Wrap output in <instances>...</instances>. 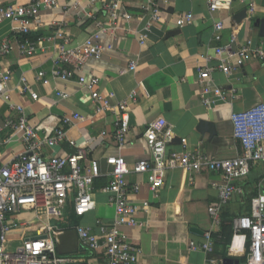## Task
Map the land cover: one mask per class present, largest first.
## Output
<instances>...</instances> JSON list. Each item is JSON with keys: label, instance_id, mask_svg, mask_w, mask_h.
<instances>
[{"label": "crops", "instance_id": "obj_1", "mask_svg": "<svg viewBox=\"0 0 264 264\" xmlns=\"http://www.w3.org/2000/svg\"><path fill=\"white\" fill-rule=\"evenodd\" d=\"M143 0H123L128 19L118 23L114 35L102 34L100 44L103 53L99 61L89 60L79 70L71 71L68 81H61L50 76L57 56L58 41L47 42L42 50L29 58L20 57L14 50L8 57L0 60V68L11 73L9 103L0 98V127L7 118L14 119L15 112L10 104L20 105L30 125H42L51 129L57 119L70 114H78L81 119L74 121L67 134L76 144L90 150V157L99 162L103 175L92 186L95 201L93 210L80 218L69 212L63 233L74 232V226L92 228L96 232L94 221L101 219L110 222L113 209L107 203V195L101 188L107 184L108 167L104 158L110 155L122 156L128 165L148 157L143 132L151 124L163 119L171 127L175 139L167 144L166 151H181L179 139H186V150H198L216 160L235 158L242 151L237 140L232 137L230 115L246 111L256 105L264 106V60L249 58L244 65L229 76L217 70L211 73L214 85L224 91L233 89L235 97L231 100L213 102L206 106L202 103L197 83V70L215 68L218 61L213 58V24L223 23L220 35L222 43H227L232 32L236 35L235 46L251 40L254 47L264 50V0H233L228 12L210 14L207 0H153L159 7L162 22L153 25L147 40L139 44L138 33L147 18L139 9ZM3 3H26L27 0H2ZM252 5V13H248ZM245 10V16L237 21L235 15ZM190 13L192 21L181 28L174 25L175 16ZM89 15L102 20L103 10L100 4L89 5L83 0H59L55 9L42 13L45 25L51 21H64L73 47L82 44L94 32ZM46 28L33 33L31 40L38 35H48ZM15 28L8 22L0 24V41L14 37ZM135 60L133 72L122 73ZM42 71L45 77L36 79ZM89 80L98 79L96 89L103 95L112 94L110 105L127 99L136 92L135 102L129 104V132L127 142L118 148L113 141L116 118L110 111L95 113L90 94L77 83L78 77ZM24 77L29 87L37 94L33 101L27 95L18 93L17 84ZM44 79H46L45 83ZM139 84L144 89L139 87ZM58 93L67 94L62 99ZM212 123L215 135L197 132L199 122ZM106 135L98 138L100 133ZM9 131L0 133L2 141ZM43 133H40L42 136ZM24 150L19 134L16 133L7 144H2L0 162H10ZM74 152L66 142L51 149L44 148L42 154L48 156L67 155ZM191 179V180H190ZM218 173L203 169L198 174H190L182 169L168 170L163 186L153 193L149 189L148 175H128L129 186L137 183L139 192L132 197L138 211L135 216L137 225L125 230L129 242L139 247L142 255L137 264H210L208 258L227 264H240L244 251L239 246L231 245L219 227H213L208 207L217 204V191L211 187L212 181H220ZM242 188V195H235L221 208L219 219L230 224V219L246 215L249 212V199L258 193L264 194V164L254 163L248 177L237 183ZM28 213L19 214L18 221L31 220ZM217 231V234L215 232ZM27 230L16 231L12 235L17 239ZM211 232L213 252L207 256L199 251L189 250V243L201 244L204 234ZM62 233V234H63ZM61 234V235H62ZM77 251L65 255L69 262L85 264H105V260L84 247L77 245ZM73 237L66 239L65 247L71 245ZM222 245L223 251H217Z\"/></svg>", "mask_w": 264, "mask_h": 264}, {"label": "built area", "instance_id": "obj_2", "mask_svg": "<svg viewBox=\"0 0 264 264\" xmlns=\"http://www.w3.org/2000/svg\"><path fill=\"white\" fill-rule=\"evenodd\" d=\"M59 0H27L26 3H3L0 0V24L8 22L14 26L18 38L0 41V60L8 57L14 50L20 57H32L38 50L44 48L45 43L58 41L55 66L50 76L68 81L72 74L66 69H81L87 61H99L103 46L100 36H113L118 23L128 19L123 0H83L87 6L100 4L103 10L102 20L89 15L94 32L79 46L70 45L64 21L43 23L42 13L55 9ZM71 2L72 0H66ZM233 0H207L210 14L228 12ZM147 18L145 27L138 33V41L143 45L154 24L162 22L159 7L153 0H143L139 8ZM252 13V5L248 10ZM190 13L175 16L174 25L181 28L192 21ZM46 28L48 35H38L30 39L33 33ZM223 23L213 24V40L218 44L214 47L213 58L218 61L215 68H201L197 70V83L200 87L199 95L204 105L209 106L213 100L226 101L235 97L234 90L224 91L214 85L211 73L215 70L229 76L240 69L249 59L264 60V50L254 47L251 40L235 46L236 35L232 32L227 43H222L220 35ZM136 68L135 60L122 69V73L133 72ZM39 81L45 77L42 71L36 74ZM10 71L0 68V98L9 103L10 95L7 86L11 81ZM46 79H44L45 83ZM77 83L86 88L90 94L95 113L112 112L116 118V128L113 134L114 144L120 148L127 142L129 132V104L135 102L136 92L132 91L127 99L110 105L112 94L103 95L96 87L98 79L91 77L86 80L80 76ZM18 93L37 101V94L29 87L24 77L17 84ZM141 89H144L139 84ZM58 97L65 99L67 94L58 93ZM15 112V118H7L0 127V133L9 131L2 141L7 144L14 134L18 133L24 150L10 162H0V264H64L69 263L66 256L59 255L56 245L63 233V226L67 224L69 215L80 218L89 214L95 207L92 186L103 173L99 162L90 157V150L76 144L68 136L67 131L74 121L80 120L78 114H70L57 119L51 129L42 125H30L20 105L10 104ZM232 137L238 141L241 155L230 159L216 160L202 154L198 150H186L187 140L179 139L182 150L166 151L168 143L175 139V135L163 119L151 123L143 132L147 158L139 159L128 165L120 155H110L104 158L108 167L105 174L108 181L101 188L107 195V203L113 209L110 222L96 219V232L92 228L80 225L74 226L77 245L99 254L105 264H137L142 255L139 247L129 242L125 230L137 225V207L132 197L139 190V184L131 186L127 183L128 175H148L149 189L156 193L164 182L168 170L182 169L190 174H198L203 169L218 173L220 181H212L211 187L217 191V204L211 205L207 213L212 226L219 227L221 208L227 205L235 195H242L243 191L238 182L245 180L254 163L264 164V106L259 104L246 111L230 115ZM43 133L40 136V133ZM104 132L98 138L104 137ZM66 142L74 152L60 156H44V148L51 149ZM1 155V151H0ZM191 180V179H190ZM69 212L71 214H69ZM32 215L31 220L18 221L19 214ZM231 245L239 246L244 251V259L240 264H264V194L258 193L249 200V212L246 215L231 220ZM27 230L17 239L12 235L16 231ZM217 234V231L215 232ZM212 233L204 234L201 244L189 243V250L211 255L213 252ZM210 264H227L208 258ZM239 264V263H238Z\"/></svg>", "mask_w": 264, "mask_h": 264}, {"label": "water", "instance_id": "obj_3", "mask_svg": "<svg viewBox=\"0 0 264 264\" xmlns=\"http://www.w3.org/2000/svg\"><path fill=\"white\" fill-rule=\"evenodd\" d=\"M245 16V10L240 11L235 15V20L239 21ZM197 132L200 134L207 133L209 136L215 135V127L212 123L201 121L198 124ZM73 237V242L71 245H67V248L65 247V241L66 239ZM75 233L74 232H66L59 236V243L56 245V250L59 255L65 256V255H71L74 254L77 249L75 246ZM64 264H85V263H78V262H69Z\"/></svg>", "mask_w": 264, "mask_h": 264}, {"label": "trees", "instance_id": "obj_4", "mask_svg": "<svg viewBox=\"0 0 264 264\" xmlns=\"http://www.w3.org/2000/svg\"><path fill=\"white\" fill-rule=\"evenodd\" d=\"M232 219H230V222H231ZM220 232H221V234H223V236L228 241L230 239L231 234H232V227H231V225L230 224H224V222H221L220 221Z\"/></svg>", "mask_w": 264, "mask_h": 264}, {"label": "rangeland", "instance_id": "obj_5", "mask_svg": "<svg viewBox=\"0 0 264 264\" xmlns=\"http://www.w3.org/2000/svg\"><path fill=\"white\" fill-rule=\"evenodd\" d=\"M217 251H223V249H222V245H219V246L217 247Z\"/></svg>", "mask_w": 264, "mask_h": 264}]
</instances>
